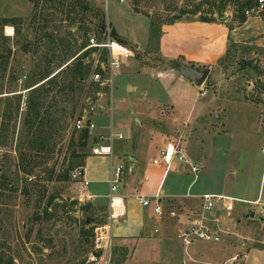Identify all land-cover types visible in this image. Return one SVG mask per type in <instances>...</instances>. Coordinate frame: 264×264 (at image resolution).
<instances>
[{
  "label": "rangeland",
  "instance_id": "obj_1",
  "mask_svg": "<svg viewBox=\"0 0 264 264\" xmlns=\"http://www.w3.org/2000/svg\"><path fill=\"white\" fill-rule=\"evenodd\" d=\"M91 1L104 12L109 31L114 28L124 33L128 28L129 31H135L136 37L146 36L148 31V37L141 40V46L134 45L133 49L126 47L131 55L119 60L118 68L113 70L111 87L98 84L96 94L93 92V84L96 83L93 76L96 68L102 70L101 58L106 51L97 49L90 52L86 62L90 65V75L81 90L75 91L72 96L58 93L61 86L68 82L66 74L58 76V87L44 101L45 121L36 136V140L39 137L38 140L44 143V147L42 151L37 149L33 156L32 178L25 186V176L21 169H17L19 171L16 175L13 174L18 161L17 147L24 148L22 121L27 96L24 86L33 76L39 75L45 62L53 56L55 61L50 65L49 72H57L56 59L60 56L62 47H56L59 42L52 44L48 35L52 34V38L58 36L64 45L66 41L70 43L72 40L79 43L80 38L78 25H71L55 2L50 4L49 1H41L35 8L28 0H0V19L11 20L7 27L12 30V34L7 35V27H0V32L7 40L4 42L0 38L1 53V44H5L11 51L4 78L0 79V100L7 96L8 104L14 108V95L22 96L20 113L17 116L13 114V125L8 129L7 139L4 143L0 140V173L4 172L11 183L6 190L0 191V253L14 258V264H86L87 256L84 251L89 246L79 236L80 229L88 230L93 226V234L94 226L100 220L106 223L107 215L104 217L105 215L96 213L93 216L94 223L83 225L86 216L83 209L87 204H94L87 200L80 201L73 191L75 181L71 174L76 169L71 171L69 182L50 181L49 178L52 174L55 177L66 170L68 164L77 161L72 156V151L80 153L76 145L78 133L75 129V119L78 116L88 114L92 118L96 114L92 111L90 113V110L101 105L105 109L104 114L95 117L91 123L94 128L104 127L108 135L110 129L114 134L129 122L131 116L127 107L130 101L125 98V92L121 89L128 80L124 74L142 69L156 71L167 66L173 68L172 64L165 66L156 53L161 25L169 23L173 16H179L184 21H197L201 14L212 17L214 22H226L230 29L242 25L237 19L239 13L235 12L238 9L235 8L236 0H124L123 3L119 0H106L105 3L102 0ZM262 15L264 14L260 16ZM260 16L253 12L247 17L244 13L246 21ZM88 38L96 41L94 33H90ZM247 40L248 37L242 33L239 45H232L229 41L227 55L213 67L208 81L203 85L208 93L202 96L200 103L209 105L213 97H216L215 109L211 112V106H207L206 110L204 107L202 114L195 112L187 120L191 128L196 130H193L190 147L196 161L188 163L199 166V173L196 178L190 173L183 175V180L187 182L186 186L181 185L183 192L187 184L194 181L189 190L192 194L207 192L249 198L256 197L260 191L264 195V157L261 154L264 148V49H258L254 39H249L250 44L246 46L243 43H247ZM235 46L239 48L235 49ZM103 72L106 75V70ZM11 74H14L15 80L10 79ZM48 84L45 83L42 87H47L50 91ZM9 89L15 93L6 94ZM94 96L96 100H93ZM3 108L4 104L1 102L0 112ZM186 115L182 112L176 118L184 122ZM205 129L208 134H204ZM187 132L184 126L175 133L174 137L179 139L180 148ZM35 146L38 147L37 144ZM186 166L182 168L185 169ZM109 167L108 163V171ZM13 180L16 183V193L11 190ZM171 186H180L173 169L163 188L166 190ZM24 188L33 191L30 201L20 193ZM49 197L54 200L50 209L44 211V202ZM35 198L41 200L38 206ZM199 204V201L193 204L185 215L177 214L178 217L174 219H159L161 227L157 228L158 234L160 231L165 233L168 240L166 242L175 252L179 251L176 235L187 217L197 213ZM235 205L240 208L245 206L241 203ZM252 208L253 213L258 212L255 207ZM43 212H49L50 216L43 218ZM179 218H183V223L174 227ZM259 218L260 214L255 213L252 221L248 216L245 217L241 226L231 222V230L226 229L227 238L223 236L220 243L223 245L216 244L226 248L213 261L219 263L237 255L239 259L236 264H241L246 250L264 249V222ZM198 243L200 242L194 244ZM233 248L236 250H232ZM125 258L126 254L123 257L117 251L110 264L114 261L120 263ZM184 262L189 263L185 257Z\"/></svg>",
  "mask_w": 264,
  "mask_h": 264
},
{
  "label": "crops",
  "instance_id": "obj_2",
  "mask_svg": "<svg viewBox=\"0 0 264 264\" xmlns=\"http://www.w3.org/2000/svg\"><path fill=\"white\" fill-rule=\"evenodd\" d=\"M128 16L136 18L129 14ZM114 31L133 46H141V40L148 37V31L143 37H136L135 31H129L128 28L124 33L116 29ZM242 33L248 37V40H256L255 45L258 49H264V36L259 38L264 35V16L248 19L241 26L237 25L232 29L224 21L203 23L180 19L172 23H165L159 30L156 53L159 59L166 64L165 66L171 61L180 60L178 64L186 66L191 64L195 68L209 69L210 74L206 79L208 81L213 67L227 55L229 41L232 45H239V37ZM243 44L248 46L250 41ZM234 48L238 49L239 46ZM124 75L128 80L121 89L125 92V98L130 101L127 110L131 119L129 122L125 121L128 123L125 127L118 129L116 133L113 134L112 129L109 130V133L112 132L114 136L122 137L121 139L114 138L110 157L90 155L85 159L83 170L88 185L84 187L80 182L73 184V191L78 197H89V202L94 205H107L108 163L109 166L112 163L114 166L121 167L116 194L123 199L125 217L113 223L114 239L111 259L119 250L125 251L126 258L120 263L114 261L112 264H185L184 257L188 260V264H221L229 260L230 258L219 263L213 261V258H216L220 252H224L225 246H222L223 249L219 246L223 243L219 245L193 244L184 251L178 242L179 251L175 252L166 242L168 240L165 238V233L160 231L158 234L157 228L161 227L160 220L152 214L151 209L142 208L136 201L138 196L151 198L159 194L163 206L178 201L176 203L181 205V209L188 212L193 204L198 203L200 196L217 195L207 192L192 194L189 190L194 181L188 183L185 192H183L184 189L181 188L187 183L183 180V175L189 173V169L182 162L173 163L167 172L162 165L152 163L158 158L165 145L174 141L177 130L184 126L188 132L187 136H184L182 155L187 162L196 161L192 157L190 148L194 129L191 128L192 126L187 120H190V116L195 112L202 114L204 107L206 110L207 106L212 107V112L217 105L216 97H213V101L211 100L209 105L201 104V94L205 92L206 95L208 90H204V86L196 88L191 82L182 78L174 68L168 66L156 71L142 69ZM133 97L136 100L132 99ZM182 112L187 114L184 122L176 118V115H180ZM102 114H96L90 120L101 117ZM203 132L204 134L209 133L206 129ZM91 134L96 140L94 146L108 145L106 140L108 133L104 127L95 128ZM179 165L186 167L183 169V166ZM172 169L179 180V185L183 187L171 186L164 190V183ZM221 196L245 204L242 208L234 205V210L229 215L219 210H216L215 214L212 213L213 218L220 219V225L225 231L226 229L231 230V222H234L236 226L243 224V219L253 211L251 203L257 201L264 203V195L260 191L256 197L250 196L249 198H238L232 195ZM253 218H249V220L252 221ZM259 219L264 222L263 215H260ZM181 223H183V218H179L173 226ZM224 237L227 238V236ZM241 264H264V249L246 250Z\"/></svg>",
  "mask_w": 264,
  "mask_h": 264
},
{
  "label": "trees",
  "instance_id": "obj_3",
  "mask_svg": "<svg viewBox=\"0 0 264 264\" xmlns=\"http://www.w3.org/2000/svg\"><path fill=\"white\" fill-rule=\"evenodd\" d=\"M41 1H49L50 4H53L54 2L58 4V9H60V12H63L65 14V18L71 25H78L77 31L79 33L80 42L72 40V42L69 43V41L65 42V45L63 42H61L60 38L58 36L52 38V34L48 35L50 42L52 44L59 42V44H56V47L61 46L62 50L60 51V56L58 59H56V66H57V72L53 74V72H49L50 65L55 61L54 56L52 59H49L45 62L44 67L42 71L39 73V75L33 76L32 80L27 81V83L24 86V91H27V96L25 98L24 102V119L22 121V130L25 133V140L24 148L21 149L20 147H17L18 152V161H17V167L13 169V174H17L19 170L21 169V172L25 176L23 179V182L25 186L28 183V180L32 178V168H31V162H33V156L36 155L37 151L43 150L44 143L40 142L36 136L38 134V130L43 125L45 118L43 114V104L45 99L54 91L55 88L58 87V84L56 83V79L61 74H66L68 77L67 84H63L61 88L58 90V93L64 96H72L75 91L81 90V87L84 85L86 79L90 75V65L89 63H85L86 60H88V55L90 52H94L97 49L95 48H87L88 43V35L90 33H94L96 42L98 44H103L106 41L107 33H109V37L114 40L116 43L124 46L129 47L130 49H133V45L128 43L125 39L119 37L114 29H111L110 31L107 29L108 26H106L105 23V16L104 12L98 8L96 4H94L91 0H28L31 4L37 7L38 3ZM257 6V0H236L235 1V8L238 9L235 11L236 13H239V17L237 18L240 23H244L246 21L244 17V13L246 11H249L251 9L256 8ZM238 11V12H237ZM220 13L222 11H219ZM264 16V15H263ZM180 20V17L174 19L173 17L170 18V23ZM199 22L203 23H211L214 22V19L211 17H208L207 15H200L199 19L197 20ZM11 20L8 19H0V27L3 29L4 27H7ZM14 31L16 28L13 25ZM108 30V31H107ZM18 34V33H17ZM0 38L4 42H6V38L3 37L2 32H0ZM55 38V39H54ZM68 42V43H67ZM3 53H1L0 50V79L4 78L5 72L7 70V62L10 57L11 51L5 47V44H1ZM106 51V50H103ZM101 62H106V52L103 53V56L101 58ZM178 61H171L168 64H177ZM191 67H194V65H191ZM99 74L102 78L105 77V73L98 67L95 69L94 75ZM10 79L15 80L14 74L10 75ZM49 83L48 87H50V91H48L47 87H42L43 84ZM99 90L98 83L93 84V92L96 94V92ZM15 91H12L11 89L7 90L6 94H14ZM94 94V95H95ZM1 95V94H0ZM16 99V104L13 108L12 105L8 104L9 99L4 97L3 100H0L4 104V108L0 112V140H2L1 143H4V140L7 139V132L10 127V125H13V114L14 116L18 115L20 113V106H21V94L14 95ZM2 99V98H0ZM93 100H96V97H93ZM90 117V116H89ZM82 118V115L78 116L75 119V122ZM78 133L77 139H76V145L80 149V153H77L75 151H72V156L77 159L76 162L68 164L66 170L63 172L58 173L55 175V177L52 176L49 178L50 181L52 179L57 182H69L70 179V173L73 170L77 169H83L84 167V161L87 157L91 155V149L96 144V140L94 137H92L87 129H83L80 131H76ZM37 144V148L35 146ZM38 149V150H37ZM16 151V150H15ZM34 167V165H33ZM15 180H13V193H16V183L14 184ZM31 182V180L29 181ZM10 181L5 176V173H0V191H4L7 189L8 186H10ZM32 185V184H30ZM33 191L28 190L24 188L20 193L22 196L30 201L31 197H33ZM36 203L38 206L41 202L39 198H35ZM54 198L49 197L46 202H44V205L46 206L47 210L50 209V206L53 202ZM75 204V203H73ZM1 205V204H0ZM84 213H86L85 221L83 223L84 226L90 225L94 223L93 216L96 213H101L107 215V206H94L91 204H87L86 208L83 209ZM43 218L49 217V212H43L42 214ZM105 222L100 220L97 225L94 226V228L103 225ZM92 228L85 230L84 228L80 229L79 236L85 239V245L88 244V250L86 249L84 251V254L87 256L89 252L91 251V239H92ZM0 231H1V210H0ZM86 239H89L87 241ZM120 253H122V256H125L124 250H119ZM15 259L12 257L5 256L4 253H0V264H14ZM83 264V263H82Z\"/></svg>",
  "mask_w": 264,
  "mask_h": 264
},
{
  "label": "built area",
  "instance_id": "obj_4",
  "mask_svg": "<svg viewBox=\"0 0 264 264\" xmlns=\"http://www.w3.org/2000/svg\"><path fill=\"white\" fill-rule=\"evenodd\" d=\"M102 1H104L103 3L106 2V0ZM119 2L123 3L124 0H119ZM253 12H255L258 16L264 14V0H257L256 8L246 11L245 15L249 17ZM87 48L106 50V62L101 65L102 71L106 70V75L102 78L99 74H95L93 76V80L99 85H107L111 87L113 70L118 68L120 59L127 58L131 55V51L110 39L108 32L106 41L103 44H98L94 39H90ZM86 62L87 60L85 63ZM201 95L204 96L205 92H202ZM91 111L94 114H102L105 109L101 105H98L95 109H91L90 113ZM75 129L77 131L87 129L90 134L95 130L88 114L75 122ZM114 138L121 139L122 137L119 135L114 136L112 132H110L106 139L108 145L94 146L91 149V155L110 157L112 153L111 145ZM261 154L264 157V148H262ZM175 162H182L187 165L189 173L192 174L194 178L197 177V174L199 173V166L190 164L184 159L179 139H174V141L167 143L165 148L160 151L158 158L152 163L154 165H162L165 168V172H167L171 165ZM120 175L121 167L113 166L111 163L107 180L108 195L106 223L94 228L91 239V251L87 255L86 264H110L111 249L114 239L112 233L113 223L120 221L125 217L123 199L116 194ZM71 178L75 182H80L84 187L88 185V182L84 178L83 169L75 170L71 174ZM78 199L80 201L90 200V198L86 196H80ZM198 199L200 201L199 212L195 215L188 216L176 235V239L184 251L196 242L212 245L220 244L223 236H227L228 233L223 229V227H221L220 219L212 217L214 216L213 214H215L216 210H219L226 215H229L233 212L234 205L236 203H241L238 200L221 195H203ZM136 201L142 208L151 209L152 214L158 219H174L177 218L178 215H185V210L179 208V204H176V202L163 206L159 194H156L151 198L138 196ZM250 205L258 209V213L264 216V203L257 201L251 203ZM155 233H157V231H155ZM238 259L239 257L235 255L228 261L221 264H236L238 263Z\"/></svg>",
  "mask_w": 264,
  "mask_h": 264
},
{
  "label": "water",
  "instance_id": "obj_5",
  "mask_svg": "<svg viewBox=\"0 0 264 264\" xmlns=\"http://www.w3.org/2000/svg\"><path fill=\"white\" fill-rule=\"evenodd\" d=\"M178 17L179 16H173L174 19ZM173 68L177 72H179L182 78L191 82L196 88H201L210 74L209 69L195 68L178 63L174 64ZM46 210L47 208H44V211ZM253 217H254V213L250 212L248 218H253Z\"/></svg>",
  "mask_w": 264,
  "mask_h": 264
},
{
  "label": "bare ground",
  "instance_id": "obj_6",
  "mask_svg": "<svg viewBox=\"0 0 264 264\" xmlns=\"http://www.w3.org/2000/svg\"><path fill=\"white\" fill-rule=\"evenodd\" d=\"M6 29H7V35H11L12 34V32H11L12 30L9 27H7Z\"/></svg>",
  "mask_w": 264,
  "mask_h": 264
}]
</instances>
